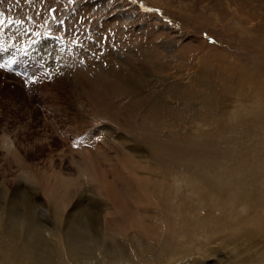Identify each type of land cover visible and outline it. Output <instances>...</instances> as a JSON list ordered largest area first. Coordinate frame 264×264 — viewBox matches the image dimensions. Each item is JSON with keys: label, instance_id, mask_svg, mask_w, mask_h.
<instances>
[{"label": "rangeland", "instance_id": "1", "mask_svg": "<svg viewBox=\"0 0 264 264\" xmlns=\"http://www.w3.org/2000/svg\"><path fill=\"white\" fill-rule=\"evenodd\" d=\"M0 11L37 72L0 74V192L25 187L48 242L71 213L109 225L122 210L132 234L154 219L168 233L152 256L264 264V0H0ZM48 33L102 51L77 59ZM146 183L167 189L144 206L163 216L137 215ZM111 226L105 244L126 245ZM132 254L122 264H140Z\"/></svg>", "mask_w": 264, "mask_h": 264}, {"label": "bare ground", "instance_id": "2", "mask_svg": "<svg viewBox=\"0 0 264 264\" xmlns=\"http://www.w3.org/2000/svg\"><path fill=\"white\" fill-rule=\"evenodd\" d=\"M43 19L47 22L50 21L46 18H43ZM35 25L37 26L38 24L36 23ZM39 28H40V32H42L41 34L44 35L45 32L41 31V29L44 28V26L39 25ZM37 34H40V33H37ZM231 168L229 170V168L227 169V166L226 167L224 166V168L222 169L223 177L221 178L226 179V176H228V174L230 175V172L233 169ZM150 172L151 173H150V176L148 175V178H146L145 174H143L144 178L138 174L141 181L143 179L146 181H150V180L152 181L151 177H158V174L154 173L155 171L152 170ZM115 175L117 176V174H114V176ZM125 185H126V182H125ZM29 186H26L28 187V190H34L37 192L38 188H35L34 186L29 188ZM145 186L147 187V189L142 188L141 190H143V192H136V194H141V201H140L141 204H139V206L134 207L135 211L137 212V215L141 216L139 213L141 214L142 212L150 213L152 211L153 213L151 214L153 218H157V216L158 215L160 216L161 214H162L161 216H163L162 212L160 214V211H159L160 209H158L157 212H154L153 210H151V207L144 208V206L147 205V203L151 204V202L155 200L154 197L156 194L159 197L161 196L162 192H165L166 194L167 189L164 190L163 188L160 187L161 189L159 191L154 192L153 190L148 189L149 183H146ZM24 188H21V189L15 188L12 192H9L8 190H4L0 192L1 194H3L2 196L3 200H0V253H1L0 264H59L63 260H69L73 264L75 263L76 264H105L104 263L105 259L111 260L110 262H107L106 264H111L112 260L114 259L116 261H119L117 264H122L126 260L129 259V255L132 253L133 254L130 257V259L137 260L140 264L142 263V261L143 262L145 261L146 262L145 264H152V263L159 264L160 261L164 264L165 263L166 264H177L179 262V257L174 253L173 255L172 253H170L172 251H169V254L167 253L168 255L165 257L163 255L162 256L159 255L160 258L157 257V254H155V256H152L150 254L152 252H156V247H157V250L160 249L159 247L163 245V242H161V239L164 238L166 235H168V233L165 232L166 230H164L163 226L159 223L157 219H154L155 222L151 224L150 229L145 228L144 225L140 226V223L142 221L140 223H137V225L135 224L136 223L135 222L134 224L136 226L134 225L135 227H132V229L135 230V233L132 234L133 232H131L129 230V227L124 224L125 222L124 219L126 218L128 219V217L127 215L124 214V212L121 213L122 210L121 211L119 210L120 214L113 213L114 218L112 217L111 219L112 226L110 227V232H114V235L116 236L119 235V238L122 241V243H125L126 245H122L117 241L114 242L113 246L106 245L105 242L107 241L106 238L108 235L109 225L111 224V222L109 225H108L109 222H105L101 224L97 220H95L96 215L92 213H88L89 211H85V212L82 211V214L79 216L80 218L78 217L79 219L77 220L79 222L77 223L74 222V218L76 215L75 214L73 215V213H71L69 215L70 219H69L68 225L65 226L64 228H62V225H61L59 227L61 231H59V233L56 235L57 239L53 237L54 235H52V237L50 236L53 241L50 243L45 239V238H49L47 234L49 233L50 230L46 229L44 226H41V225L39 227V223H37L36 202L35 200L30 199L25 194ZM98 188L101 189L100 186H98ZM105 190L106 189H104V191ZM126 190L129 192L130 189L127 188ZM107 192L105 191V194H104V192L101 191L100 193L101 194L103 193V196H106ZM242 192L246 194V190L244 188L242 189ZM249 193L251 194V192H248V194ZM101 194L99 195V197L101 196ZM108 194L110 195L109 192ZM101 198L103 197L101 196ZM109 200H111V198ZM106 205H109V204H107L106 202ZM183 208L184 207H182V209ZM109 209L110 208H107L106 210H109ZM182 209L178 211H181ZM63 215L65 214L63 213ZM63 215L60 216L58 220L59 222H57L58 225L63 224L61 223L64 218ZM144 222L143 223L146 224L147 221H144ZM78 224H81V226ZM169 226H171V224H169L168 227ZM217 226L218 225H216V227ZM43 232L46 235H44ZM151 233H153L154 235H157L158 238H156L155 236H148ZM131 236H133L138 241L139 243L138 245H140V247L137 250L134 249L133 251H131L130 249L128 241H130L129 238H131ZM149 239H152V241H150L148 244ZM144 244H147L148 246H145ZM71 246H74V247H71ZM129 250L131 251L130 253H129Z\"/></svg>", "mask_w": 264, "mask_h": 264}, {"label": "built area", "instance_id": "3", "mask_svg": "<svg viewBox=\"0 0 264 264\" xmlns=\"http://www.w3.org/2000/svg\"><path fill=\"white\" fill-rule=\"evenodd\" d=\"M97 43H93V47H95V46H97V47H99L98 45H96ZM93 47H91L90 45H87V46H82V45H77V46H75V48H74V52H76L77 54V59H79V58H82L83 60H88V61H93V59H95V51H93L94 49H93ZM96 47V48H97ZM98 49V48H97ZM99 51H102V49H100V47H99V49H98V51H97V53L96 54H98V52ZM73 52V53H74ZM94 54V55H93ZM79 62V61H78ZM53 67H51L50 69H52ZM90 141H92V140H90ZM84 143L86 144H89L90 142L87 140V141H84Z\"/></svg>", "mask_w": 264, "mask_h": 264}]
</instances>
